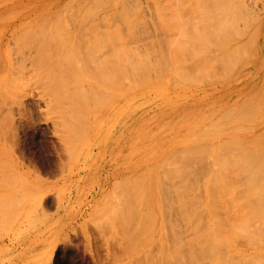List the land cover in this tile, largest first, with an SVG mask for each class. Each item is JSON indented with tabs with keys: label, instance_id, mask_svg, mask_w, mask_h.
Instances as JSON below:
<instances>
[{
	"label": "rangeland",
	"instance_id": "374dc122",
	"mask_svg": "<svg viewBox=\"0 0 264 264\" xmlns=\"http://www.w3.org/2000/svg\"><path fill=\"white\" fill-rule=\"evenodd\" d=\"M75 1L78 3H76ZM104 1H106V3ZM120 1L123 2L119 3V0H117L116 2L115 0H110L108 2L107 0H0V264H194V262L192 261V263H189V261L192 259L190 257H193L191 256L192 254L189 253L191 252L189 246L192 245L194 247L195 242L199 241L197 239L198 237L200 238L202 234L200 231L204 232L202 235L204 236V234L207 235V231L209 230H201L204 229V225H202V228L197 231L195 227L197 223L193 224L190 221V218L191 220H193V217L195 218L193 222H196V220L201 217L200 222L199 220H197L199 225H201L202 222V224H205V228H209V226L210 228H213L211 229L213 231H209V233H216L219 228L223 229L224 227H226L225 230H227L225 232L224 230L219 229L221 234L218 235L219 231L218 234H214V236L217 235V238L218 236L222 235L220 237L221 240L218 239V241H216L219 242L216 243L218 248L214 247L215 242L208 243L209 241H206L205 237H203L205 240L202 237L200 238L201 241L202 239L204 240L200 243L201 246L203 243V245L205 246L206 242L210 245L212 243V247H209V245H207L209 248H215L216 250L219 249L220 246L221 247L219 249L220 252L218 250H213V255L208 257L207 255L211 254L209 252H212L209 249V254H205L207 257L206 258L204 256L205 251L203 249L206 250L207 246H205L206 248L202 246L203 248L201 247L202 249H199L200 251L197 250V252L199 251V256L204 252V258L202 255L201 257H199L200 259L203 258L202 260L198 258V254L196 253L195 249L192 248L195 255L197 256L196 257L193 253L194 257H196L194 258L195 264H211L212 257L214 261V259L216 258L215 256H217L218 258L222 255V253L223 255L220 257V259L215 260V264H217L216 262L218 261V264H220V261L221 264H229V261L232 264L234 262L236 263V260L238 259L239 262H237L243 264V259L240 261L239 258V251L241 250L245 255L244 264H248L249 261L251 264H264V232L262 231L264 230V219H262V221L260 222V224H262L259 225V228H257L258 232L261 229V236L257 238V235V239L255 238V236L251 238L248 234H245L246 229L248 228V224L246 225L247 228L245 226V228L242 227V231L247 237V239L245 237L246 240H243L242 245H239V235H231V232H229L228 230L230 227H232V230L230 228V231H232V233L234 231V233L237 234L236 228L239 226L238 220H240V218L243 219L244 217H246L247 219V217H249L247 215V211L252 214L254 213V210H257V213H259V215L264 214L262 210L264 208H260V206H258L261 205L259 203L261 196L264 200V196L261 194L264 189H260L261 184L262 187L264 186V181H262L260 185H257L260 187L259 189L256 186L258 190H255V195H253L252 193L253 190H251V192L250 190H248L250 189V186L254 185V181H256V178L258 177V175H260V173L262 174L260 176H264V148H261L264 147V114H262L264 113V49L256 46L254 49L255 55L253 58L251 57L250 61H247L245 57L240 60L243 55V46L238 40L231 39L228 44L233 53L228 56L226 53L227 59L225 58L224 63V59L218 62L217 60H215V58H213L216 56L220 57L223 54L220 55V52V54L218 53L217 55V52H215V50H211L212 47L213 49H217L220 46V41L222 38H219V42L218 39L215 40L219 36L238 38L241 37L240 34H242V39L244 38L245 40L248 39V34H250V36L258 34L259 37H261L260 42L264 44V0ZM92 2H98L100 6H98L97 4L96 7V4L93 5ZM174 3H178V5ZM120 4L121 6L119 9ZM127 4L129 5L128 8L126 7L128 6ZM89 5L92 8H90ZM123 6H125L128 11L131 9V13L127 11V14L134 15L131 17H129L128 15L129 18H127L129 19V22L127 21L128 19L124 18V20H126L128 23L126 25L127 29H125L124 27L126 22L125 24L124 22H121L122 19L120 18L122 16H119L118 14L119 12L123 11ZM87 11L89 12L87 13ZM125 11L126 10H124V14ZM91 13L93 14V16L91 15ZM180 13L182 14L181 16L179 15ZM178 15L181 18L183 16V20L181 21H184L183 23L185 24H187L186 22H188L187 27L190 26L189 28H191L194 23H196L197 25L201 24V27L203 26V24L206 25L204 28L208 29L206 30L208 34L205 32V30L203 32L206 35L211 36V40L210 37L208 38V36H206L210 43L214 42V44H216V41L218 42L216 46L213 45L211 49L209 48V50L207 49L209 45H207L208 47L206 46L207 48L204 47L205 54L207 50L208 52H212V54L207 53V55L209 54V58L211 57L210 60L214 59L212 61H217L218 63H220L218 64L217 62H214V64H212L213 66H211L209 65L210 62L208 61V64L207 60H205L206 64L209 65L208 67H213V69H206L207 67H204V70H210V75L207 71H204L207 74L205 73L203 75L196 73L197 71H202L203 69L197 70L201 68L199 67V65H201L200 63L202 62L197 63L199 61L195 59L197 55L195 52V58L193 57L194 55H192V53V57L189 58H192L198 65L194 64V61L192 62L193 64L190 63L192 59H185V57H188L185 55H187V52L189 51L185 50L186 53L185 55L183 54L184 59L186 60V62H189H181L184 64L183 67H181L182 65L180 64V61H178L182 59L183 56L179 58L176 57L178 54H180V51H178L179 49L177 50L178 52H175V54L177 53V55H168L174 53L175 50H173L172 47L176 49V47L174 46V41L176 42L178 40L180 42V39L177 38L182 37V35H180L181 31H176H179L184 27H181L179 30L176 29V31H174L175 29L172 25L173 27L171 28H173L174 30L171 31V22L168 23L171 20L170 18L173 19V17ZM179 18L176 19L179 20ZM166 20L169 21L167 22ZM178 20L176 21L178 22ZM101 21H106V25L105 22ZM130 21L131 23H133L131 24ZM174 21L175 20L173 19L172 23L176 25V21ZM165 22L170 25L169 27L167 26L168 28H165ZM94 23L95 25L92 26V24ZM183 23L180 22L181 26ZM221 23H223V28L226 27L225 29L221 28ZM97 24V31L95 29V32L91 31L97 26ZM113 24H119L118 26H123L122 28H120L121 26L117 27V29H123L120 31L121 33L124 32V35H126L124 36L125 40L122 39L124 40V47H129L131 50L130 51L127 48L129 50L128 52H130L129 54L131 55L129 57L126 56V62L128 61V59L131 60L133 58V61H131L133 63H136L133 64L128 61L132 69H127V67L125 68V75L131 81L126 77H124L123 79L126 83L124 84L129 91L124 90L125 88L121 91V94H125L121 95L122 98L121 100H119V102L121 103H117V96L119 92H117V95L114 94V98L106 94L105 90H101V93L99 84L102 83L100 82L102 80L99 79V77L103 74L101 70L102 63H100L101 65H99V67L98 63L100 60L96 59V54L99 53V49H96L95 51L97 52L94 51V54L88 52L87 50V48L91 47L92 42V46L95 44V40H93V38L97 39L98 36L102 33V36L105 34L108 36L105 35L103 38L102 36H99V40L97 39L96 45L94 46L95 48H102L104 44H107V40L111 41V35H116H110L113 29L112 26H114ZM90 25L93 28H91ZM134 25L138 27L136 28ZM199 25L197 26L198 28L200 27ZM131 26H133V28ZM176 26L178 28V24ZM253 26L254 31L252 30ZM86 27H88V29L90 30H87ZM193 27L197 28L196 25ZM130 28L132 30L128 31ZM169 28L170 30L168 31ZM195 28L194 30H191V32H197L199 30H196ZM117 29H113L114 33ZM119 29L117 32L118 35H121L119 33ZM185 29L183 30H185L186 32L188 28ZM137 30H140V34H138ZM64 31L68 33L65 35ZM78 31L80 32V34ZM126 32H129L128 35ZM188 32L190 31L188 30ZM77 33L78 35H76ZM82 34L86 35L83 36ZM133 34H135L136 36ZM185 35H187V33ZM76 36H80L78 38L82 37L83 39L85 37L86 40H83L81 38L83 40L82 43L78 41L79 44L77 45L75 44V42H77L78 40V38L77 40H75ZM166 36L168 37V39ZM90 37H92V41L89 39ZM105 37L109 39H105ZM195 37L199 38L196 35ZM202 37L203 35L201 33L200 38ZM206 37L203 40H206ZM100 38L102 39V41L106 40L107 42L105 41L106 43L101 42V44H99ZM114 38L113 39L116 40L115 42H118L120 40L119 37L118 40L116 39V37ZM139 38H141L142 40H139ZM183 38L181 39L183 40ZM185 38L187 39V37ZM190 38L191 37H189V39ZM199 39H196L197 41H199V43H196L194 47H198L196 45L199 44L200 46V44L202 43H200L201 40ZM127 41L133 43L128 44ZM189 41L193 43L194 40L192 41L191 39L188 40V42ZM44 42L47 44H44ZM89 42H91V44ZM169 42L173 44L172 47L171 43ZM182 42L183 41H181V43ZM205 42L207 43V40ZM119 43H121V41H119ZM181 43L180 46L182 45ZM192 43L191 45L188 43L190 47H192ZM202 45L203 43L201 44V46ZM154 46H156V49H154ZM169 46L172 50L169 48ZM240 46L242 51L240 50ZM74 47L78 50V53ZM151 47H153V49ZM41 48L44 51L45 55L42 52ZM105 48L103 47V49ZM131 48H137L136 51L133 50V53L136 52L137 54L131 53ZM146 48L147 51L145 50ZM150 48L152 51L150 50ZM179 48L181 49V47ZM204 48L202 47V49ZM199 49L202 50L201 47H199ZM40 50L42 53H40ZM182 50L184 51V48ZM200 50L196 51L200 56H202V54L198 52ZM239 50L241 52H239ZM75 52L77 54H75ZM101 52L102 51L100 50V55ZM128 52L126 55H129ZM46 53L52 54H48V56L46 55ZM161 53L165 54V58H163L164 54L161 55ZM238 53H240L241 55H237ZM138 55H141L140 57L142 59ZM166 55L169 56V58L171 57V59L173 60L174 58L178 59H176L174 61V64H172V60H170L168 57L166 58ZM211 55H213V57ZM160 56L162 57L160 58ZM223 57H225V54L223 55ZM157 58L161 60L156 61ZM203 58L205 59V57L203 56L201 57V60ZM85 59L86 62L88 60L90 62L93 61L92 64H94L95 67L90 62L86 63ZM198 59H200L199 56ZM136 60L138 61V63L136 62ZM226 60L227 62H233V64L226 63ZM239 60L240 63H242V66L240 63L236 65V61ZM244 60H246V63L244 62L243 64ZM140 61L141 63H143L141 64ZM148 61H150V63ZM152 61L153 63H156L154 64L155 66L151 65L153 64ZM159 62L160 64L162 63L161 65L163 68H161ZM163 62L166 66L163 65ZM175 62H179V65L181 66L179 67V65H177V63ZM148 63L149 66L153 68L148 67ZM185 63L190 66V69L188 68V66H185ZM175 64L177 68H180L181 73L183 71V74L180 73L182 78L184 77V74H187L188 70H191V65H196L195 68H197L198 66L197 69H192L193 71L191 70L193 72V75H195L193 76V78L195 77L194 80H192L193 78H191L192 74L191 76L190 74H188L192 82H189L190 79L188 77H185L187 78V80L184 78H180V80L178 77V72V74H174V71V73L171 74L173 71H170V66L172 68H175L173 67L175 66ZM260 64L262 65L260 66ZM214 65L217 66V68H215ZM227 65L228 67H226ZM144 66H147L150 70H148L147 67L145 69ZM220 66H222V68L225 66V69L219 68ZM258 66L260 67V70L257 69ZM133 67L135 68L134 70ZM138 67L142 71H140ZM142 67L144 70L142 69ZM164 67L166 68V70ZM185 67L187 69L186 71ZM232 67L233 69H231ZM136 68L139 70V75L138 73H136ZM183 68L184 70H182ZM78 69H80V71ZM81 70L83 71L81 72ZM134 71L136 73V76ZM191 71H188V73H191ZM143 72H145V75L147 72V75H142L144 74ZM205 75H207L208 77ZM131 76L133 79L131 78ZM156 76H158V78H156ZM135 77L140 83H138ZM96 78H98L100 81L96 80ZM162 81H164V84H167L164 85ZM133 84L135 86H133ZM101 87V89H104L103 83ZM256 88L259 90H257ZM258 93L260 94L258 95ZM259 96L261 99L259 98ZM110 98L113 100L110 101ZM105 99L107 101H105ZM244 100L247 102V105L249 103V106L253 103V106L250 107L254 108L253 111H245V109L249 108V106L246 108L243 107V103L246 104ZM252 100L255 101V104ZM242 101L243 103L241 104V106L240 103ZM260 103H263V106ZM256 104L258 107L254 106ZM240 106L244 108V112L242 111L243 108H241ZM231 107H233L232 109L234 110H230ZM225 110L231 111L232 113L231 114L230 112H228L229 114L227 118L230 119L232 115L235 113L237 114V112L240 116V112L242 115L240 117H242V119L240 117L238 118V115L236 116V114L233 115L234 121L233 118L232 123H230L231 119L230 122L227 121L226 126L222 130L223 125H225L223 121L226 122V120H229L226 117L224 120V114L222 112H225ZM214 112L216 113L214 114ZM250 112L254 113V116H252ZM248 113H250V115H248ZM220 114H223L222 118ZM243 114L246 116H244ZM219 115L221 119L216 118ZM229 115L231 117H229ZM251 116L253 119H251ZM257 116L261 118H258ZM243 117H249L251 121ZM214 119L219 121L214 122L215 124L217 123L215 127V124L212 123ZM253 120L254 122H252ZM210 122L211 124H209ZM220 122H222L220 124L221 126L219 125ZM232 124L234 126L242 124L240 126H243V128L238 127L241 130L232 129ZM248 124L251 126L247 127L246 125ZM218 125L221 127V133L219 132L220 130L217 132L215 131L217 128H220ZM208 126H212L210 127L211 129L207 130L209 128ZM246 127L249 128L247 129V131L244 130L246 129ZM203 128H206V130L203 131L204 135L202 134L203 136H199L198 134H201ZM229 128H231V130ZM206 131H209L210 133L215 132V134L209 135V133L207 132V135ZM194 133L197 135V137L194 136ZM259 135L260 137H258ZM189 136H191V138ZM236 137H240V139ZM246 139L253 141L250 142L248 140L249 142H246ZM207 140L208 142H211L207 144ZM258 142L260 143V147ZM191 143L194 145V148L198 144L203 148L202 149L199 147L200 149H202V153L204 155L206 153L205 156L201 155V151L199 152L200 149L196 147L198 149V153L196 152L197 150L194 151V153L196 152V155L192 152L191 153L196 158L200 155L201 156L200 158H197L198 160L195 157H191L193 159L195 158V160L197 161L196 163L195 160L191 159L193 161L192 167L190 164L189 166L187 164L189 159L187 161V159L185 160V158L182 157L184 156L183 154L189 151V146L191 145ZM225 145H227V147ZM255 146H258L260 149L257 147L256 150ZM226 148H232L231 151H234L231 152L229 150V152ZM185 149L187 150L185 151ZM203 150L205 153L203 152ZM226 150L227 152H225ZM247 150L248 152L245 153ZM260 151L261 153H263V155L261 154V156L259 155ZM238 152L243 153L241 154ZM229 153H233L234 157ZM234 153H237L238 155L235 156ZM255 153L258 155H256ZM186 154H188V152ZM215 154H218L219 156L223 155L222 157L220 156L218 158L224 157V159L218 160V155ZM229 155L233 159L229 158ZM241 155H243L244 158L242 156L241 159ZM254 155L257 156L256 160L254 159ZM174 156L176 157V159ZM202 156L204 158H202L203 161L200 163ZM226 157L231 160H234V158L236 160L241 159V162L234 160L236 163H233L232 161V164L233 167L235 166L234 164H239L237 165V167L239 166V168L240 165H243L242 167L244 168H241L242 170H244L245 168L246 170H248L249 168L252 169L253 165L254 168H257V163L259 161L258 164L260 167H258L257 176H255L254 179H251V177L253 178V176L256 175V172H254L253 175V170L255 171L254 168L253 170L248 171L251 177L246 170H241V172L235 167L234 169L232 167L229 168V163L231 161L228 160L229 162L227 164V161H225V159L227 160L228 158ZM258 157H261L263 159ZM209 158L211 160H214L211 161ZM215 159H217L218 161L216 160V162ZM260 159L261 162L263 161L262 163L260 162ZM182 163L184 167L182 166V169L181 167L178 168V165L181 166ZM202 163L206 165L207 170L205 166L201 165ZM216 163L219 167L223 165V169L221 167H218L219 171L220 169H225L224 171H226L229 168V172H225L227 175L223 173L225 175L224 176L222 173H220L224 171H220V174H218L217 167H215ZM202 166L206 171L202 169ZM208 166H210L209 170ZM186 169L193 170L192 173L195 172L194 175L192 173L191 175L190 172H188ZM201 169L203 170V173ZM176 170L179 172H177ZM204 171L209 174L206 175ZM175 172H177V174L179 175H177ZM230 172H234L233 175H236L234 178H237L239 180L238 181L236 179L237 181L235 180V184H233L235 182L234 180L231 181L233 179V175H231ZM245 172L248 175H246ZM216 173L219 175L220 179ZM183 174H185V176ZM238 174L241 176L238 177ZM171 176L173 177L171 178ZM216 176L218 178H216ZM226 176H229L228 180L230 182H228ZM209 177L211 179L213 177L214 179L211 180ZM241 177H243V179L245 180H241ZM247 177H249L250 179ZM190 178H193L195 180H193V184H195L193 185V187L195 188L193 189V187L191 186V189H193L192 191L194 192H192L191 189L189 191V186L187 187L189 183H192ZM246 178L249 180V182H247V184L242 183V181L245 182L247 180ZM263 178L264 177H262L261 179ZM209 179L212 182H217V185L215 183H213L212 185V182L211 184H208V182H210ZM215 179H219V181H221L218 182ZM158 183H162L161 186H158ZM223 183L224 186L221 185ZM251 183L253 184L251 185ZM169 184H173V186L174 184H176V186L180 185L181 187L178 186L176 189V186H174V191H172L173 186L171 189V187H168ZM200 184H202L203 187ZM237 184L241 187H239ZM220 185L222 187H220ZM234 185L237 187L234 189H229L230 187H234ZM210 186L220 187H215L214 190L216 189V192L213 191L217 194H220L219 197L218 195H216V197H212L213 199L216 198L214 200L215 205L217 204V206H215L217 207L216 209L219 208V204L220 206H223L224 204H228L227 202L231 201L228 205L220 207L221 209L224 207L226 209H222L221 211V209L219 208L218 211L213 207L214 205H211V202H209V200L212 201L213 199L208 200V198H211L210 195H212L210 193L212 190H210ZM197 187L199 188L197 189ZM179 188H182L181 192L179 191ZM226 188L228 189L226 190ZM244 188H246V192L249 191L248 195H246ZM201 189H204V191L206 190V194L208 193L210 197L206 196V194H204L205 192L203 190L201 191ZM218 189L221 190L220 192L222 194ZM238 189L239 193L237 192ZM241 190L244 191L241 192ZM200 191L202 192L201 194L198 193ZM258 191L260 195H258ZM190 192H192V194L195 193L196 195H201V197L199 195L197 196L198 199H196L197 197H195L194 199L198 200V202L202 201V207H204L207 203L210 204H207L205 206H208V211L207 208H202V212H205L204 217L206 216V218H202V214L200 216L198 212L195 214H198V217L194 215L196 207L197 211L199 208L201 210V206L197 205L201 203H197L193 199V196H195V194H193L192 196ZM230 192L232 196L230 195ZM236 192L239 196L234 195V193L236 194ZM240 193L242 195L245 193V198L243 196L240 197ZM228 194L229 196H227ZM259 196L260 198L257 199L256 197ZM189 198L191 200L193 199L192 201H195V203H197V206L189 207V210L191 209L193 212H191L190 214L194 216L190 217V215L187 214V216H189L190 218L188 217L186 219L185 217L187 216H185L184 213L188 212V210L185 211V209L188 208L184 204H186L185 202ZM221 198H223V200ZM237 198H240L241 200H238ZM172 199L175 205L172 203ZM218 200L221 201V203ZM248 200L252 201V204L250 203L252 206H249L250 208L248 207ZM263 200L261 199V201L263 202L262 205L264 204ZM216 201L219 202V204ZM188 202L190 201L188 200ZM188 202L186 205H195L194 202ZM243 202L244 204L246 202L247 206L246 204H242ZM253 202H255L256 205L257 203H259L257 207L260 209V212L262 211L261 213L259 212L258 208H254L256 205ZM222 203L223 205H221ZM234 204L236 205L234 206ZM177 205L180 208H177ZM180 205H182V208ZM171 207L176 208L172 209ZM211 209L216 211V214L220 212L215 216L218 218L220 215L221 218H218V220L213 219L215 217H213L215 213H213L214 211L211 212ZM223 210L227 211V213L229 212L232 216L230 214L227 216L226 212H223ZM244 210H247V213ZM206 212L208 213L206 214ZM243 212L246 215H241ZM210 213H212V215ZM221 213L222 215L223 213H225V215L221 216ZM235 213L236 215L234 216ZM238 214L241 216H239ZM254 214L249 215L253 218L255 216ZM179 215L181 216L180 218ZM207 215L209 216L208 218H211L207 219ZM182 216H184V218ZM235 218H237V220ZM261 218L256 217L254 220L257 219V221H259ZM202 219H206L208 221L205 223L204 221H202ZM210 220L212 223L209 222ZM213 220L214 222H216V224L217 221H219L218 224L221 225L223 224L220 223V220H222L223 223H228V220H230V223H226L227 225L224 224L226 226L223 225V228H221L222 226H219L217 224L219 228H215L213 227V225L215 224ZM251 220L253 221V223L257 222L253 219H249V224ZM179 221L181 222L180 225ZM188 222L193 224L194 227L193 225L192 227L195 229H192L191 231V229H189L191 228V225L189 224L188 227ZM245 222L248 223V221H243L242 223L244 224ZM207 223L209 224V226ZM232 224H235L236 228L231 226ZM214 228L217 231H214ZM243 228L245 229V232ZM175 229H178V231L181 233H179ZM195 230L198 233H201L200 236L197 235L196 237V235H192L193 238H190L191 234ZM196 231L194 233L198 234ZM237 231H239V229ZM174 232L177 233L176 236L174 235ZM181 234L184 237H181ZM226 236L227 240L228 238L231 239V236L233 237L231 240L229 239V241H227V243L231 241L230 243L224 245V243L226 244V240H224L226 239ZM236 237L238 238V240H236ZM252 239L253 241H251ZM190 240H192L191 242L194 241V244H188L187 242H190ZM198 243L195 244V247L198 245ZM186 248L188 249L190 257H188L189 254L187 253ZM198 248L199 247H197V249ZM181 250L183 251L181 252ZM217 252L218 255L216 254ZM219 253H221L220 256ZM229 256H232V258L234 257L232 261ZM175 258H177L176 260H178V262H176ZM186 258H188L189 261H186ZM228 258L229 261L227 260ZM261 259L263 263L260 262ZM196 260H200L201 262L197 261V263Z\"/></svg>",
	"mask_w": 264,
	"mask_h": 264
},
{
	"label": "bare ground",
	"instance_id": "6f19581e",
	"mask_svg": "<svg viewBox=\"0 0 264 264\" xmlns=\"http://www.w3.org/2000/svg\"><path fill=\"white\" fill-rule=\"evenodd\" d=\"M108 1H110V0H107V2H108ZM111 1H112V0H111ZM116 1H117V0H115V2H116ZM126 1H127V0H126ZM75 2H76V1H75ZM104 2L106 3V1H104ZM122 2H123V1H120V0H119V3H122ZM76 3H78V2H76ZM113 3H114V2H113ZM124 3H125V2H124ZM126 3H127V2H126ZM128 3H129V2H128ZM90 4H91V3H90ZM92 4H93V5L96 4V7H97L98 2H94V3L92 2ZM107 4H108V3H107ZM174 4H176V3H174ZM174 4H173V5H174ZM127 5H128V4H127ZM176 5H178V3H177ZM89 6H90V5H89ZM98 6H100V5L98 4ZM111 6H112V5H111ZM120 6H121V4L119 5V9H120ZM87 7H88V6H87ZM109 7H110V4H109ZM126 7L128 8L129 5L126 6ZM126 7H125V6L122 7V8H123V11H122L123 13H122V12H119V13H118L119 16H120V15L122 16L121 18L119 17V18L122 19V20H124V18H125V19H128L129 17L134 16V15H132V14H127L128 12L131 13V12H130L131 9L128 11ZM90 8H92V7L90 6ZM124 8H125V9H124ZM94 9H96V8H94ZM94 9H93V10H94ZM87 10H88V9H87ZM106 10H108V9H106ZM124 10H126V11H125V14H124ZM132 10H133V9H132ZM89 11H90V10H89ZM89 11H87V13H88ZM127 11H128V12H127ZM92 12H93V11H92ZM94 12H95V11H94ZM126 12H127V13H126ZM122 14L124 15V17H123ZM91 15L93 16L92 13H91ZM95 15H96V14H95ZM128 15H129V17H128ZM179 15L181 16L182 14L180 13ZM179 15L173 17V19H174L175 21L178 20V19H176V18H179V17H180ZM125 16H126V17H125ZM104 17H105V16H104ZM127 17H128V18H127ZM134 18H135V17H134ZM134 18H133V20H134ZM86 19H87V18H86ZM94 19H95V18H94ZM98 19H99V18H98ZM98 19H96V20H98ZM112 19H113V18H112ZM114 19H115V18H114ZM170 19L173 21L172 18H170ZM103 20H104V19H103ZM105 20H106V19H105ZM122 20H121V22H124V24H125V22H126V24H125L124 27H125V29H127V28H126V25L128 24L127 21L129 22V19H128L127 21H126V20L122 21ZM171 20H170V21H169V20H166L167 22L169 21L168 23L171 22V23H170L171 26L168 25V24L165 22V23H166L165 28H166L167 26H168V27L170 26V28L174 26V29H175V30H174L173 28H171V31H172V30L176 31V29L179 30L181 27H184V28H181L179 31H176V32H180V31H181L180 35H182V37H180V35H179L180 38H177V39H180V42H179L177 39H176V40H177L176 42L174 41V44H175L174 46L176 47V49H174V47H172L173 44H172L171 42H169V43H171V47H172L173 50H175V51H174L173 54H168V55H170V56H175V55H177V53L175 54V52L180 51V52H179L180 54H178L179 56L177 55L176 57L179 58V57L183 56L182 59L178 60V61H180V64H181L182 66L179 65V62H178V63L175 62V63H177V65H179V67H180V66L183 67V65H184L183 63L186 62V60H188V59L191 60V59H192V58H191V59L189 58V57H192V56H191V53H192V55H194V54L196 53V54H197V55L195 54V55H196V58H195V55H194L193 57L199 61V62H197V63L202 62V63H200L201 65H199V67H201V68H200V69H197L198 66H197V68H195L196 65H198V64L192 59V61H190V63H192V62L194 61V64H196V65H194V66L191 65V66H192L191 70H192V69H193V70H194V69H197V70H201V69H203L202 71H197V72H196V73H198V74H200V75H201V74H202V75L205 74L206 72H204V71H207L208 74H209V71H210V70L208 71V70H206V69H209V68H210V69H213V67H211V66H213L212 64H214V62H217V61H218V62H219V61H222L223 59H224V60H223V63H224V62H225V58L227 59V56L230 55L231 53H233V51L230 49L229 44H228L229 41H230L231 39H236V40H238V41L242 44V46H243V51L241 50V46H240V50L243 52V53H242V54H243L242 57H241V58L239 57L240 60H242V58L245 57V59H246L247 61H250L251 57L253 58L254 55H255L254 49H255L256 46H257V47H260V48H262V49H264V44H262V43L260 42L261 37H259L258 34H256V35H251V36H250V34H248V39H245V40H244V38L242 39V37H243L242 34H240L241 37H238V38H236V37H225V36L223 37V36H219V37H217L215 40L218 39V42H219V41H220L219 38H220V37L222 38L221 41H220V46H219L217 49H213L212 46H213V45L216 46V44H217L218 42L216 41V44H214V42H213V43H210V41L208 40V38L210 37V40H211V36H208V35H206V34L203 32L204 30H205V32H206V30H208L207 28H204L206 25L203 24V26L201 27V24H200V25L198 24V25L200 26V27L198 28V27H197L198 25H197L196 23H194V24L196 25L197 28L193 27V26H195L194 24L192 25L193 29H192V27L189 28L190 26L187 27L188 22H186L187 24H185V23H183L184 21H183V22L181 21V20H183V16H182V18H181V17L179 18L178 22H177V21H176V22L174 21V22L176 23V25L178 24V28H177V26L174 25V24L172 23ZM94 21H95V20H94ZM94 21H92V22H94ZM112 21H114V20H112ZM117 21H118V18H117ZM179 21H180L181 23H183L182 26H181V24H180ZM185 21H186V20H185ZM101 22H105V25H106V21H101ZM86 23H87V22H86ZM117 23H118V22H117ZM130 23H131V21H130ZM132 23H133V22H132ZM132 23H131V24H132ZM137 23H138V22H137ZM119 24H120V23H119ZM119 24H116V25L113 24L114 26H112V28H113V29H115V28L117 29V27H120V26H121V25L118 26ZM124 24H123V25H124ZM134 24H135V21H134ZM81 25H82V24H81ZM93 25H95V23L92 24V26H93ZM172 25H173V26H172ZM179 25H180V26H179ZM185 25H186V26H185ZM221 25H222L221 28H223V23H221ZM257 25H258V24H257ZM83 26H84V25H83ZM90 26H91V25H90ZM92 26H91V28H93ZM115 26H116V27H115ZM134 26H135V25H134ZM138 26H139V24H138ZM138 26H137V27H138ZM175 26H176V27H175ZM254 26H255V25H254ZM254 26H253L252 30L254 29ZM88 27H89V26H88ZM88 27H86L87 30H90V29H88ZM114 27H115V28H114ZM122 27H123V26H121L120 28H122ZM131 27L133 28V26H131ZM135 27H136V26H135ZM135 27H134V28H135ZM137 27H136V28H137ZM168 27H167V28H168ZM41 28H42V27H41ZM89 28H90V27H89ZM96 28L98 29V24H97V26H96L95 28H93L91 31H94V29L97 31ZM110 28H111V27H110ZM170 28L168 29V31L170 30ZM185 28H188V30H189L190 32H188V30L185 32V30H186ZM194 28H195L196 30H197V29H199V30H198L197 32H196V31L191 32V30H194ZM225 28H226V27H224L223 29H225ZM259 28H260V27H259ZM113 29H112V32L110 31V32H111L110 35H111V34H114V35L116 34V35H117V36H116V35H115V36H112V35H111L112 38L109 36L110 39H112L113 41H112V40H111V41H110V40H107L108 42L110 41V42L108 43V42L105 40L107 37H105V39H103V40H105V41L107 42V44H104L105 46L103 45L102 48L100 47L101 49H100V48H97V47L95 48L94 46L96 45L97 39L99 38V36H102V34H103V33H102V34L99 35V36L97 35V36H98L97 39H94V38H93V40H95V41H94L95 44H94L93 46H92L93 42H92V44H91V42H89V43L91 44V47L87 48V50H88V52H91L92 54H94L95 52H97V51H95V50H96V49H97V50L99 49V53L96 54V55H97V56H96V59L100 60L99 63H98V66L101 65L100 63H102V65H101L102 69H101V70H102L103 74L101 73V74H102L101 76H100V74H99V76H100L99 79H101L102 81H100L98 78H96V80H99V81L102 82L103 85H104V89H101V88L103 87V86L101 87L102 83L99 84V86H100V91H101V90H103V91L105 90L106 94H108L110 97L112 96V98H114V97H113V96H115L114 94L117 95V92H119V93H118V96H117V98H118V99H117V103H121V102H119V100H121V98H122L121 95H125V94H121V93H122L121 91H122L124 88H125L124 90H128V89L126 88V86H125L126 83H125L124 80H123L124 77H126L127 79H129V78L125 75V74H126V73H125V71H126L125 68L127 67V69H128V68H129V69H132V67H131V65L128 63V61L131 62V63H133V62H132V61H133V60H132L133 58L131 59L132 61H131L130 59H128V61L126 62V56L129 57L131 54H129L130 52H128V51L130 50V48L127 47L128 45H127L126 47H127L129 50H128L127 48H125V47H124L125 45L123 44V41L125 40V39H124V36H126V35H124V32H122V33H123V35H122V33H121V31H120V30H123V29H119V28H118L119 31H120L119 33H120L122 36H121V35H118V32H117L118 29L115 30V33H114ZM125 29H124V30H125ZM183 29H185V30H183ZM42 30H43V29H42ZM81 30H82V28H81ZM81 30H79V31H81ZM130 30H132V29L130 28L128 31H130ZM133 30H134V29H133ZM79 31H78V32H79ZM137 31H138V34H140V33H139L140 30H137ZM253 31H254V30H253ZM253 31H252V32H253ZM64 32H65V31H64ZM88 32H89V31H88ZM88 32H87V33H88ZM94 32H95V31H94ZM105 32H106V31H105ZM105 32H104V33H105ZM108 32H109V31H108ZM131 32H132V31H131ZM133 32H134V31H133ZM195 32H196V34H195ZM198 32H199V33H198ZM256 32H258V31H256ZM67 33H68V32H67ZM67 33L65 32V35H66ZM126 33H127V32H126ZM128 33H129V32H128ZM128 33H127V35H128ZM135 33H136V32H135ZM183 33H185V34L187 33V35H185V34H183ZM191 33H192V35H191ZM201 33H202L203 37H204V36H205V37L208 36V38L206 37V38H207V39H206V40H207V43L205 42L206 40H203L205 37H204V38H203V37L200 38ZM206 33H207V32H206ZM79 34H80V32H79ZM96 34H97V33H96ZM194 34H195L196 36H198L200 39H199V38H196ZM204 34H205V35H204ZM207 34H208V33H207ZM76 35H78V33H77ZM82 35H83V34H82ZM82 35H80V36H82ZM84 35H86V34H84ZM84 35H83V36H84ZM87 35H89V34H87ZM93 35H94V34H93ZM105 35H106V34H105ZM105 35H103L102 38H103ZM133 35H135V34H133ZM160 35H161V34H160ZM183 35H184V38L187 37L188 40H191V39H192V41L194 40L193 43H192L191 41L188 42V40H187L186 38H185V41H184ZM199 35H200V36H199ZM63 36H64V34H63ZM80 36H78V37H80ZM106 36H108V35H106ZM130 36H131V35H130ZM135 36H136V35H135ZM138 36H139V35H138ZM138 36H137V37H138ZM78 37L76 36L75 40H77ZM88 37H89V36H88ZM88 37H87V38H88ZM114 37H116L117 40H118V37H119V38H120L119 41H121V43H119V41H118V42H115L116 40H114V39H115ZM121 37H122V38H121ZM166 37H167V36H166ZM166 37H165V38H166ZM189 37H191V38L189 39ZM193 37H194V39H193ZM214 37H215V36H214ZM81 38H82V37H81ZM81 38H78V40H77V42H75V44L78 45L79 42L82 43V41L85 39V37H84V39L82 38L83 40H82ZM91 38H92V37H90L89 39L91 40ZM113 38H114V39H113ZM134 38H135V37H134ZM169 38H170V37H169ZM181 38H183V40H182ZM40 39H41V38H40ZM89 39H88V40H89ZM107 39H109V38H107ZM122 39H124V40H122ZM140 39H141V38H139V40H140ZM160 39H161V38H160ZM162 39H163V38H162ZM167 39H168V37H167ZM196 39L201 40L200 43L202 42L204 46H203V45L201 46V44H202V43H201L200 46H199V44H197L196 46H198V47H194L196 43H199V41H197ZM212 39H213V38H212ZM64 40H67V39H64ZM75 40H74V41H75ZM85 40H86V39H85ZM98 40H99V39H98ZM131 40H132V39H131ZM131 40H128V41H131ZM139 40H138V41H139ZM141 40H142V39H141ZM144 40H145V38H144ZM158 40H159V38H158ZM173 40H174V39H173ZM173 40H171V41H173ZM195 40H196V41H195ZM202 40H203V41H202ZM78 41H79V42H78ZM91 41H92V40H91ZM105 41H102V39L100 38V42H99V41H98V42H99V44H101V42H105ZM128 41H127L128 44H129V43H133V42H128ZM132 41H133V40H132ZM138 41H137V43H138ZM155 41H156V40H155ZM161 41H162V40H161ZM167 41H168V40H167ZM181 41H183V42L181 43ZM186 41H187V42H186ZM208 41H209V42H208ZM212 41H213V40H212ZM106 42H105V43H106ZM113 42H114V43H113ZM159 42H160V40H159ZM159 42H158V43H159ZM164 42H166V41H164ZM204 42H205V43H204ZM239 42H238V43H239ZM65 43H66V42H65ZM86 43H87V42H86ZM110 43H111V44H110ZM180 43L182 44L181 46H180ZM188 43H189L190 45H191V43H192V44H193L192 47H190V45H189ZM208 43H210L211 45L208 44ZM240 43H239V44H240ZM41 44H43V43H41ZM44 44H47V43L44 42ZM109 44H110V45H109ZM134 44H135V43H134ZM153 44H155V43H153ZM153 44H152V46H153ZM163 44H165V43H163ZM176 44H177L178 48H177ZM183 44H184V45H183ZM205 44H206V45H205ZM241 44H240V45H241ZM106 45H108V46H106ZM136 45H137V44H136ZM207 45H209V47H208ZM74 46H76V45H74ZM98 46H99V45H98ZM160 46H161V45H160ZM186 46H187L188 48H187ZM206 46H207L208 48H207ZM40 47H41V45H40ZM103 47H104V48L107 47V48L103 49ZM133 47H134V46H133ZM154 47H155L154 49H156V46H154ZM171 47L169 46L170 49H171ZM179 47H181V49H180ZM182 47L184 48V51L182 50V49H183ZM185 47H186V48H185ZM193 47H194V48H193ZM199 47H201V49H202V47H203V48L205 47V48H207L208 50H209V48L211 49V47H212L211 50H215V52H217V55H218V53L220 54V52H221L220 55H222V54L224 55V54H225V57H223V55L220 56V57L215 55L216 57H219V58L213 57V55H214V52H213V55H211V56H212L213 58H215V60H217V61H212V60H214V59L210 60L211 57L209 58V54H210V53L212 54V52H208V50L206 49L207 52H206V54H205V51H204L205 48L202 49V50H203V52H202V50H200ZM74 48H75V47H74ZM77 48H78V47H77ZM148 48H149V47H148ZM151 48L153 49V47H151ZM151 48H150V50H151ZM192 48H193L194 51L192 50ZM195 48H196V49H195ZM43 49H44V48H43ZM75 49H76V48H75ZM131 49H132V48H131ZM136 49H137V48H136ZM136 49H132V52H131V53H133V50L136 51ZM165 49H166V48H165ZM178 49H179V50H178ZM190 49H191V52H190ZM41 50H42V48H41ZM41 50H40V53H42V52L44 53V51L42 50V52H41ZM76 50H77V49H76ZM100 50L102 51V52H101V55H100ZM145 50L147 51V48H146ZM171 50H172V49H171ZM177 50H178V51H177ZM185 50H186V51L189 50V51L187 52V55H185V53H186ZM196 50H200V51H198V52H199L200 54H202V56H200V55L197 53ZM240 50H239V52H241ZM79 51H80V50H79ZM94 51H95V52H94ZM130 51H131V50H130ZM151 51H152V50H151ZM127 52H128L129 55H126ZM138 52H139V51H138ZM149 52H150V51H149ZM154 52H155V51H154ZM154 52H153V53H154ZM156 52H157V51H156ZM194 52H195V53H194ZM201 52H202V53H201ZM77 53H78V50H77ZM77 53L75 52V54H77ZM91 53H90V54H91ZM134 53H136V52H134ZM134 53H133V54H134ZM167 53H168V52H167ZM181 53H182V54H181ZM188 53H189L190 55H189ZM207 53H209V54L207 55ZM226 53H227V56H226ZM48 54H49V53H48ZM48 54L46 53V55H48ZM51 54H52V53H51ZM51 54H49V55H51ZM133 54H132V55H133ZM136 54H137V53H136ZM136 54H135V55H136ZM148 54H149V53H148ZM163 54H164V53H163ZM163 54L161 53V55H163ZM165 54H166V51H165ZM165 54H164L163 58H165ZM183 54H184L185 56H188V57H185L186 60L184 59V55H183ZM203 54H204V55H203ZM239 54H240V53H238L237 55H239ZM44 55H45V53H44ZM44 55H43V56H44ZM49 55H48V56H49ZM240 55H241V54H240ZM240 55H239V56H240ZM76 56H77V55H76ZM81 56H82V54H81ZM81 56H79V57H81ZM133 56H134V55H133ZM138 56L140 57L141 55H138ZM198 56H199L200 59H198ZM203 56L205 57V59L203 58V59L201 60V57H203ZM259 56H260V55H259ZM41 57H42V56H41ZM41 57H40V58H41ZM45 57H46V56H45ZM45 57H43V58H45ZM66 57H67V56H66ZM131 57H132V56H131ZM134 57H135V56H134ZM139 57H137V58H139ZM161 57H162V56H160V58H161ZM167 57L169 58V56L166 55V58H167ZM207 57H208V58H207ZM92 58H93V57H92ZM140 58H141V57H140ZM153 58H154V57H153ZM163 58H162V60H163ZM173 58H174V57H173ZM178 58H174V60H173V59H171V57H170L169 59L172 60L171 63L173 62L172 64H174V61H175L176 59H178ZM221 58H222V59H221ZM47 59H48V58H47ZM81 59H82V58H81ZM83 59H84V57H83ZM83 59H82V60H83ZM141 59H142V58H141ZM146 59H147V58H146ZM150 59H151V58H150ZM155 59H156V58H155ZM169 59H168V60H169ZM219 59H221V60H219ZM236 59H238V58H236ZM68 60H69V59H68ZM90 60H91V59H90ZM98 60H97V62H98ZM138 60H139V59H138ZM143 60H144V59H143ZM160 60H161V59H160ZM160 60L157 58L156 61H160ZM166 60H167V59H166ZM170 60H169V61H170ZM181 60H185V61H181ZM197 60H196V61H197ZM205 60H207V62H208V61L210 62V64H209V62H208V64L211 65L210 67H208L209 65L206 64V61H205ZM240 60H239V61H236V65H237L238 63H240ZM246 60L243 61V64H244V62H245ZM255 60H256V59H255ZM91 61H92V60H91ZM134 61H135V59H134ZM141 61H142V60H141ZM141 61H140V63H141ZM146 61H147V60H146ZM146 61H145V62H146ZM211 61H212V62H211ZM43 62H44V61H43ZM85 62H86V59H85ZM89 62H90V61L88 60L86 63H89ZM136 62L138 63L137 60H136ZM148 62L150 63V61H148ZM181 62H183V63H181ZM187 62H189V61H187ZM187 62H186V63H187ZM203 62H205V63H203ZM218 62H217V63H218ZM81 63H82V62H81ZM90 63L92 64L93 61L90 62ZM127 63H128V65H130V66H128ZM134 63H135V62H134ZM134 63H133V64H134ZM142 63H143V62H142ZM142 63H141V64H142ZM149 63H148V67H151V66H149ZM152 63H153V61H152ZM186 63H185V66H188ZM226 63L233 64V62H227V60H226ZM226 63H225V64H226ZM245 63H246V62H245ZM261 63H262V62H261ZM125 64H126V65H125ZM135 64H136V63H135ZM154 64H156V63L154 62V63L151 64V65L153 66ZM159 64H160V62H159ZM161 64H162V63H161ZM161 64H160V66H161V68H163ZM192 64H193V63H192ZM205 64H206L207 66H206ZM215 64H216V63H215ZM218 64H220V63H218ZM218 64H217V65H218ZM221 64H222V63H221ZM240 64H241V66H242V63H240ZM79 65H81V64H79ZM83 65H84V64H83ZM87 65H88V64H87ZM92 65H94V64H92ZM92 65H89V66H92ZM143 65H144V64H143ZM163 65H164V62H163ZM169 65H170V64H169ZM223 65H224V64H223ZM261 65H262V64H260V66H261ZM45 66H47V65H45ZM51 66H52V65H51ZM89 66H88V67H89ZM134 66H135V65H134ZM137 66H138V65H137ZM139 66H140V64H139ZM154 66H155V65H154ZM156 66H157V65H156ZM164 66H166V65H164ZM214 66H215V65H214ZM218 66H219V65H218ZM229 66H230V65H229ZM233 66H234V65H233ZM73 67H74V66H73ZM81 67H82V66H81ZM86 67H87V66H86ZM94 67H95V65H94ZM96 67H97V65H96ZM99 67H100V66H99ZM130 67H131V68H130ZM146 67H147V66H146ZM146 67L144 66L145 69H146ZM148 67H147V69H148ZM167 67H168V62H167ZM173 67H175V68H172V67L170 66V68H171L170 71H171V72L173 71L171 74H173L174 71H175L174 74H178V73L180 74V73H181V72H180V68H177V67H176V64H175V66H173ZM202 67H203V68H202ZM204 67H205V68L207 67V68L204 70ZM226 67H228V65H227ZM234 67H235V66H234ZM76 68H77V67H76ZM83 68H84V67H83ZM140 68H141V67H140ZM151 68H153V67H151ZM164 68H165V67H164ZM188 68L190 69V66H188ZM215 68H217V66H215ZM215 68H214V69H215ZM219 68H222V66H220ZM223 68L225 69V66H224ZM223 68H222V69H223ZM93 69H94V68H93ZM134 69H135V68L133 67V70H134ZM136 69H137V68H136ZM138 69H139V67H138ZM138 69H137V72H136V73L139 72L140 69H139V70H138ZM142 69H143V67H142ZM156 69H157V68H156ZM158 69H159V68H158ZM167 69H169V68H167ZM173 69H176L177 71H176V70H173ZM178 69H179V70H178ZM231 69H233V67H232ZM237 69H238V68H237ZM257 69L260 70V67L258 66ZM78 70L80 71V69H78ZM143 70H144V69H143ZM148 70H150V69H148ZM152 70H153V69H152ZM160 70H161V69H160ZM163 70H164V69H163ZM165 70H166V68H165ZM182 70H184V68H183ZM182 70H181V71H182ZM186 70H187V69H186V67H185V71H186ZM191 70H188V71H191ZM193 70H192V71H193ZM65 71H66V70H65ZM75 71H76V70H75ZM82 71H83V70H81V72H82ZM96 71H97V70H96ZM129 71H130V70H129ZM131 71H132V70H131ZM140 71H142V70H140ZM146 71H147V70H146ZM153 71H154V70H153ZM170 71H168V72H170ZM185 71H184V72H185ZM188 71H187V74H184V77H183V78L186 79V80H187V78H185V77H188V78L190 79L191 74H192V77H191V78H193V76H195V75H193V72H192V71H191V73H190V72L188 73ZM195 71H196V70H195ZM72 72H73V71H72ZM77 72H78V71H77ZM98 72H99V71H98ZM147 72H148V71H147ZM147 72H146V75H147ZM162 72H163V71H162ZM177 72H178V73H177ZM201 72H204V73H201ZM75 73H76V72H75ZM96 73H97V72H96ZM134 73H135V71H134ZM136 73H135V76H136ZM143 73H144V74H142V75H145V72H143ZM150 73H151V72H150ZM154 73H155V72H154ZM160 73H161V72H160ZM93 74H94V73H93ZM179 74H178V77H179V79H180V78H182V77H181V74H183V71H182V73H181L180 75H179ZM188 74H190V76H189ZM206 74H207V73H206ZM210 74H211V73H210ZM210 74H209V75H210ZM81 75H82V74H81ZM97 75H98V74H97ZM138 75H139V73H138ZM138 75H137V76H138ZM146 75H145V76H146ZM151 75H152V74H151ZM154 75H155V74H154ZM159 75H160V74H159ZM162 75H163V74H162ZM263 75H264V74H263ZM129 76H130V75H129ZM163 76H164V75H163ZM174 76H177V75H174ZM182 76H183V75H182ZM205 76H207V75H205ZM80 77H81V76H80ZM97 77H98V76H97ZM148 77H149V76H148ZM164 77H165V76H164ZM171 77H172V76H171ZM203 77H204V76H203ZM207 77H208V76H207ZM207 77H205V78H207ZM261 77H263V76H261ZM131 78H132V76H131ZM143 78H144V77H143ZM146 78H147V77H146ZM156 78H158V76H156ZM183 78H182V79H183ZM194 78H195V77H194ZM194 78H193L192 80H194ZM197 78H198V76H197ZM80 79H81V78H80ZM132 79H133V78H132ZM135 79H136V77H135ZM262 79H263V78H262ZM129 80H130V79H129ZM136 80H137V79H136ZM150 80H151V78H150ZM170 80H172V79H170ZM175 80H176V78H175ZM180 80H181V79H180ZM192 80L190 79L189 82H192ZM199 80H200V78H199ZM201 80H202V79H201ZM263 80H264V79H263ZM125 81H126V80H125ZM127 81H128V80H127ZM130 81H131V80H130ZM130 81H129V82H130ZM137 81H138V80H137ZM143 81H144V80H143ZM173 81H174V80H173ZM255 81H257V80H255ZM255 81H254V82H255ZM97 82H98V81H97ZM132 82H133V81H132ZM132 82H131V84H132ZM135 82H136V81H135ZM141 82H142V81H141ZM162 82H163V84H164V81H162ZM178 82H179V81H178ZM259 82H260V81H259ZM259 82H258V83H259ZM124 83H125V84H124ZM136 83H137V82H136ZM138 83H140V82L138 81ZM146 83H147V81H146ZM148 83H149V80H148ZM150 83H151V82H150ZM168 83H169V81H168ZM183 83H184V81H183ZM260 83H261V82H260ZM158 84H160V83H158ZM166 84H167V83H166ZM166 84H164V85H166ZM261 84H262V83H261ZM136 85H137V84H136ZM142 85H143V84H142ZM142 85H141V86H142ZM152 85H153V84H152ZM155 85H157V84H155ZM161 85H162V84H161ZM174 85H176V84H174ZM185 85H186V84H185ZM124 86H125V87H124ZM133 86H135V85L133 84ZM263 86H264V85H263ZM149 87H150V86H149ZM134 88H135V87H134ZM98 89H99V88H98ZM156 89H158V88H156ZM256 89H257V88H256ZM256 89H255V90H256ZM257 90H259V89H257ZM128 91H129V90H128ZM158 91H159V90H158ZM163 91H164V90H163ZM166 91H167V90H166ZM105 92H104V93H105ZM124 92H126V91H124ZM255 92H256V91H255ZM259 92H260V91H259ZM261 92H262V91H261ZM101 93H102V91H101ZM256 93H257V92H256ZM263 93H264V92H263ZM250 94H251V93H250ZM259 94H260V93H258V95H259ZM261 94H262V93H261ZM131 95H132V94H131ZM104 96H105V95H104ZM109 96H108V98H109ZM120 96H121V97H120ZM261 96H262V95H261ZM119 97H120V98H119ZM126 97H127V96H126ZM249 97H250V96H249ZM249 97H247V98H249ZM104 98H105V97H104ZM247 98H246V99H247ZM250 98H251V97H250ZM259 98H260V96H259ZM106 99H107V98H106ZM106 99H105V101H107ZM110 99H111V98H110ZM260 99H261V98H260ZM108 100H109V99H108ZM112 100H113V99H111L110 101H112ZM125 100H127V99H125ZM248 100H250V99H248ZM244 101H245V100H244ZM252 101H253V100H252ZM130 102H131V101H130ZM245 102H246V101H245ZM248 102H249V101H248ZM253 102H254V104H255V101H253ZM258 102H259V101H258ZM127 103H128V102H127ZM141 103H142V102H141ZM141 103H140V104H141ZM242 103H243V101L240 103V105H241ZM250 103H251V102H250ZM256 103H257V102H256ZM252 104H253V103H252ZM252 104H250V106H249V103H248V105H247V102H246V104L243 103V107H244V108H246V107L249 106V108H246V109H245L246 112H249V110H250V111H253L254 108H253V107L250 108L251 106H253ZM260 104H261V103H260ZM262 104H263V103H262ZM262 104H261V105H262ZM126 105H127V104H126ZM246 105H247V106H246ZM119 106H120V105H119ZM135 106H136V105H135ZM241 106H242V105H241ZM241 106H240V107H241ZM254 106L256 107L257 104L254 105ZM262 106H263V105H262ZM122 107H123V106H122ZM243 107H241V108H243ZM257 107H258V106H257ZM124 108H125V107H124ZM232 108H233V107H231L230 110H234V109H232ZM241 108H240V109H241ZM244 108L242 109L243 112H244ZM240 109H239V111H240ZM247 110H248V111H247ZM256 110H257V109H256ZM258 110H259V109H258ZM260 110H261V109H260ZM125 111H126V110H125ZM263 111H264V109H263ZM228 112L231 113V111H228V110H227V111L225 110V112H224V111L222 112V113L224 114V120H225V117L227 118V116H228V114H229ZM233 112H234V111H233ZM256 112H258V111H256ZM215 113H216V112H214V114H215ZM234 113H235V112H234ZM250 113L252 114V116H254L255 111H254V113H252V112H250ZM250 113H248V115H250ZM223 114H220V115H221V118H222V115H223ZM231 114H232V113H231ZM235 114H236V113H235ZM235 114H233V115H235ZM239 114H240V116H242L240 112H239ZM262 114H264V113H262ZM220 115H219L218 117H216V118L221 119V118H220ZM225 115H226V116H225ZM233 115H232V117L229 115V117H231V118H230V119H231V122H230V119H229V118H227V119H229V120H226V122L223 121V123H224L225 125H223L222 130H223L224 127L226 126L227 121H229L230 123H232ZM237 115H238V112H237L236 116H237ZM243 115H244V114H243ZM210 116H211V115H210ZM240 116L238 115V118H239ZM244 116H246V115H244ZM252 116H251V119H253ZM255 116H256V115H255ZM263 116H264V115H263ZM257 117H258V116H257ZM240 118L242 119V117H240ZM243 118H245V117H243ZM246 118H247V117H246ZM246 118H245V119H246ZM258 118H261V117H258ZM219 119H218V120H219ZM241 119H240V121H241ZM247 119L250 120L249 117H248ZM256 119H257V118H256ZM214 120H216V119H214ZM214 120H213V122H212V121H211V122H212V123H214V122H219V121H217V120H216V121H214ZM248 120H247V121H248ZM233 121H234V118H233ZM250 121H251V120H250ZM255 121H256V120H255ZM200 122H201V120H200ZM211 122H210L209 124H211ZM244 122H246V121H244ZM252 122H254V120H253ZM256 122H257V121H256ZM258 122H259V120H258ZM221 123H222V122H220L219 125H220ZM248 123H250V122H248ZM198 124H199V123H198ZM214 124H215V123H214ZM228 124H229V123H228ZM228 124H227V125H228ZM243 124H244V123H243ZM212 125H213V124H212ZM216 125H217V123L214 125V127H215ZM219 125H218V126H219ZM230 125H231V124H230ZM232 125H233V124H232ZM240 125H242V124H240ZM240 125H237V126H234V125H233L231 128H232V129H235V130H238V129H239L238 127H242V128H243V126H240ZM244 125H245V124H244ZM196 126H197V125H196ZM220 126H221V125H220ZM220 126H219V127H220ZM246 126L249 127V126H251V125L248 124V125H246ZM254 126H255V125H254ZM205 127H206V125H205ZM208 127H209V126H208ZM208 127H207V128H208ZM210 127H212V126H210ZM210 127H209L207 130L211 129ZM247 127H246V129H244L245 131H247V129H249V128H247ZM255 127H256V126H255ZM190 128H191V127H190ZM231 128H229V129L231 130ZM214 129H216V128H214ZM214 129H213V130H214ZM217 129H218V128H217ZM217 129H216L215 131L217 132V131L220 130L219 132L221 133V127H220L218 130H217ZM205 130H206V128H205V129L203 128L201 134H198V135H199V136L202 135V134H203V131H205ZM239 130H241V129H239ZM261 131H262V130H261ZM207 132L209 133V135L215 134V132H212V131H211L212 133H210L209 131H206V133H207ZM199 133H200V131H199ZM206 133H205V135H206ZM208 133H207V135H208ZM256 133H257V132H256ZM194 134H195V133H194ZM194 134H192V135H194ZM203 135H204V134H203ZM203 135H202V136H203ZM257 135H258V134H257ZM194 136L197 137L196 134H195ZM194 136H193V137H194ZM199 136H198V137H199ZM216 136H218V135H216ZM187 137H188V136H187ZM189 137L191 138V136H189ZM210 137H211V136H210ZM258 137H260V135H259ZM179 138H180V137H179ZM208 138H209V136H208ZM236 138H239V139H240V137H236ZM184 139H185V138H184ZM186 139H188V138H186ZM248 140H249V139H246L245 141L247 142ZM259 140H260V139H259ZM259 140H256V141H259ZM200 141H201V140H200ZM202 141H203V140H202ZM249 141H250V140H249ZM249 141H248V142H249ZM252 141H253V140H252ZM252 141H250V142H252ZM262 141H263V140H262ZM192 142H193V141H192ZM203 142H204V141H203ZM209 142H211V141H209ZM209 142H208V140H207V144H209ZM230 142H231V141H230ZM233 142H234V141H233ZM263 142H264V141H263ZM176 143H177V141H176ZM236 143H237V142H236ZM240 143H241V142H240ZM242 143H243V142H242ZM258 143H259V142H258ZM245 144H247V143H245ZM252 144H253V143H252ZM261 144H262V142H261ZM263 145H264V144H263ZM190 146H191L192 148H191ZM190 146H189L190 149L188 148L190 152L187 151L188 154H186V153H187V152H186L185 154H183L184 156H182V157H184L185 160L187 159V161H188V159H189V161H188L187 164H188V166H189V164H190L191 167H192V164H193V161H192V160H195V158H196L195 156H193L192 153H194V151H196V150H197L196 152L198 153V149H197V148H199V147L202 148V147L199 146V145L197 144V145L195 146V148H196V147H197V148L195 149V148H194V145H193L192 143H191ZM225 146L227 147V145H225ZM248 146H249V145H248ZM220 147H221V146H220ZM230 147H231V145H230ZM245 147H246V146H245ZM251 147H252V145H251ZM255 147H256V146H255ZM257 147H258V146H257ZM257 147L255 148L256 150H257ZM259 147H260V143H259ZM259 147H258V148H259ZM200 148H199V149H200ZM261 148H264V147H261ZM202 149H203V148H202ZM202 149H200L199 152L201 151V153H202ZM226 149H228V148H226ZM231 149H232V148H231ZM231 149L229 148L228 151H229V150L231 151ZM234 149H236V148H234ZM240 149H241V148H240ZM251 149H252V148H251ZM259 149H260V148H259ZM186 150H187V149H185V151H186ZM180 151H181V150H180ZM205 151H206V149H205ZM230 151H229V152H230ZM233 151H234V150H233ZM233 151H231V152H233ZM235 151H236V150H235ZM238 151H239V150H238ZM258 151H259V150H258ZM261 151H262V149H261ZM261 151L259 152V155H260V156H261V154L263 155V153H261ZM263 151H264V150H263ZM174 152H177V151H174ZM191 152H192V153H191ZM196 152L194 153L195 155H196ZM203 152H204V150H203ZM209 152H210V150H209ZM215 152H216V151H215ZM215 152H214V153H215ZM221 152H223V151H221ZM225 152H227V150H226ZM244 152H245V151H244ZM247 152H248V150H247L245 153H247ZM249 152H250V150H249ZM204 153H205V152H204ZM238 153H241V152H238ZM242 153H243V152H242ZM242 153H241V154H242ZM252 153H253V152H252ZM256 153H257V151H256ZM256 153H255V154H256ZM173 154H174V153H173ZM175 154H176V153H175ZM178 154H179V153H178ZM199 154H200V153H199ZM224 154H225V153H224ZM229 154H231V155L233 156V153H229ZM176 155H177V154H176ZM188 155H189V157H188ZM191 155H192V156H191ZM201 155H204V154L202 153ZM201 155H200V156H201ZM205 155H206V153H205ZM205 155H204V156H205ZM215 155H218V154H215ZM234 155L236 156V155H238V154H237V153H236V154L234 153ZM243 155H245V154H243ZM243 155H241V159H242V156H243ZM247 155H248V154H247ZM247 155H246V156H247ZM256 155H258V154H256ZM256 155H254L255 157L253 156L255 160H256V157H257ZM180 156H181V155H180ZM197 156H198V154H197ZM200 156H198L197 158H200ZM220 156H221V155H220ZM220 156L218 155L217 158L220 157ZM222 156H223V155H222ZM222 156H221V157H222ZM226 156H227V155H226ZM229 156H230V155H229ZM263 156H264V155H263ZM174 157H175V156H174ZM191 157H195V158L193 159V158H191ZM233 157H234V156H233ZM237 157H238V156H237ZM253 157H252V158H253ZM179 158H180V157H179ZM197 158H196V159H197ZM202 158H204V157H203V156L201 157V161H200V163L203 161ZM213 158H216V157H213ZM226 158H228V157H226ZM229 158L233 159L231 156H230ZM229 158H228L227 160L225 159V161H227V162H226L227 164H228V162H229L228 160L231 161V162L229 163V168L232 167V168L234 169V167H235V168L238 169L239 171L242 170L241 168H244V167H242L243 165H242V166L240 165V168H239V166L237 167V165H239V164H234L235 166L233 167L232 161H233V163H234V162H235L234 160H236V159L234 158V160H231V159H229ZM243 158H244V156H243ZM258 158H261V157H258ZM263 158H264V157H263ZM263 158H261V159H263ZM175 159H176V157H175ZM177 159H178V157H177ZM180 159H181V158H180ZM191 159H192V160H191ZM205 159H206V158H205ZM205 159H204V160H205ZM209 159H210V158H209ZM220 159H224V157H223V158H218V160H220ZM241 159H240V160L237 159L236 161H240V162H241ZM261 159H260V162H261ZM183 160H184V159H183ZM197 160H198V159H197ZM210 160H211V159H210ZM213 160H214V159H212L211 161H213ZM216 160H217V159H215V161H216ZM218 160H217V161H218ZM250 160H251V159H250ZM187 161H186V162H187ZM191 161H192V163H191ZM195 161H196V160H195ZM217 161H216V162H217ZM221 161H222V160H221ZM245 161H246V159H245ZM245 161H244V162H245ZM247 161H248V160H247ZM257 161H258V160H257ZM263 161H264V159H263ZM263 161H262V162H263ZM204 162H205V161H204ZM244 162H243V163H244ZM254 162H255V161H254ZM262 162H261V163H262ZM194 163H195V162H194ZM196 163H197V161H196ZM207 163H209V162H207ZM222 163H223V162H222ZM226 163H225V164H226ZM235 163H236V162H235ZM247 163H248V162H247ZM258 163H259V161H258ZM258 163H257L258 166L254 163V164L257 166V168H254V165H253V164H252L253 166L251 165V166L255 169V171L253 170V168H252V169L249 168L248 170H246V168H245V169L242 170V171H245V170H246L247 173H248V171L253 170V175H254V172H256V173H255L256 175H254L253 178L251 177V175H250L249 173H248V174L250 175L251 179H254V177L257 176L258 167H260ZM219 164H220V163H219ZM230 164H231L232 166H231ZM248 164H249V163H248ZM180 165H181V164H180ZM201 165H203V166L206 167V165H204L203 163H202ZM216 165H217V166H216ZM216 165H215V167H217V172H218V174H220V173L223 174V173H225L226 171L229 170V168H228L226 171H224L225 169H224V170H221V169H220V171H224V172H220L218 169H219L220 167L222 168L223 165L220 166V167L218 166L217 163H216ZM182 166L184 167L183 163H182L181 166L178 165V168L181 167V169H182V168H183ZM203 166H202V169H203ZM224 166H225V165H224ZM244 166H245V165H244ZM193 167H194V166H193ZM213 167H214V166H213ZM218 167H219V168H218ZM246 167H247V166H246ZM249 167H250V166H249ZM185 168H186V167H185ZM188 168H190V167H188ZM209 168H210V166H208V170H209ZM226 168H227V167H226ZM232 168H231V169H232ZM263 168H264V167H263ZM202 169H201V170H202ZM214 169H215V168H214ZM222 169H223V168H222ZM256 169H257V170H256ZM186 170H187V169H186ZM203 170H205V168H204ZM203 170H202V173H203ZM206 170H207V167H206ZM206 170H205V171H206ZM215 170H216V169H215ZM259 170H260V169H259ZM261 170H262V169H261ZM176 171H177V170H176ZM183 171H184V170H183ZM187 171L190 172V174H191L193 170H189V169H188ZM205 171H204V172H205ZM210 171H211V169H210ZM230 171H231V170H230ZM236 171H237V170H236ZM242 171H241V172H242ZM262 171H263V170H262ZM177 172H179V171H177ZM177 172H175V173L177 174ZM185 172H186V171H185ZM185 172H184V173H185ZM208 172H209V171H208ZM219 172H220V173H219ZM228 172H229V171H228ZM228 172H226V173H228ZM182 173H183V172H182ZM194 173H195V172H193L192 174L194 175ZM226 173H225V174H226ZM230 173H231V172H230ZM233 173H234V172H233ZM233 173H231V175H233ZM237 173H238V172H237ZM245 173H246V172H245ZM247 173H246V175H248ZM250 173H251V172H250ZM263 173H264V172H263ZM158 174H159V173H158ZM173 174H174V173H173ZM188 174H189V173H188ZM192 174H191V175H192ZM205 174L207 175V174H209V173L205 172ZM216 174H217V173H216ZM218 174H217V175H218ZM242 174H243V173H242ZM170 175H172V174H170ZM177 175H179V174H177ZM183 175L185 176V174H183ZM223 175H224V174H223ZM223 175H221V176H223ZM226 175H227V174H226ZM238 175H239V174H238ZM238 175H237V176H238ZM260 175H262V174L260 173ZM260 175H258V177L256 178V181H257V182L253 180V181L255 182V183L253 182L255 186L252 185L253 183H251L252 186L249 185V186H250V187H249L250 189H248V190H250V192H251V190H253V191H252L253 195L256 194V191H255V190H256L257 188L259 189V188L261 187V188H260L261 190L264 189V186L262 187V184H261V182L264 181V178H263V179H261V178L264 177V176H260ZM263 175H264V174H263ZM181 176H182V174H181ZM186 176H187V175H186ZM213 176H214V175H213ZM224 176H225V175H224ZM235 176H236V175H233V179H232L231 181H233V180L235 181V180L237 179V178H236V179L234 178ZM240 176H241V175H239L238 177H240ZM242 176H243V175H242ZM259 176H260V177H259ZM164 177H165V176H164ZM172 177H173V176H171V178H172ZM204 177H205V176H204ZM204 177H203V178H204ZM218 177H219V175H218ZM218 177L216 176V178H218ZM226 177H227V180H228V177H229V176H226ZM226 177H224V178H226ZM231 177H232V176H231ZM231 177H230V178H231ZM245 177H246V176H245ZM245 177H244V178H245ZM126 178H127V177H126ZM166 178H167V176H166ZM184 178H186V177H184ZM193 178H194V176H193ZM193 178H192V179L190 178L191 181H192V183H191V184L189 183V184L187 185V187L189 186V188H188L189 191H190V189L193 187V185H195V184H193L194 181H195ZM203 178H202V179H203ZM209 178H210V177H209ZM247 178H249V177H247ZM247 178H246V179H247ZM259 178H260V179H259ZM122 179H123V178H122ZM190 179H189V180H190ZM210 179H211V178H210ZM210 179H209V180H210ZM213 179H214V178L212 177L211 180H213ZM219 179H220V177H219ZM219 179H215V180H217L218 182H220V181L222 180V178H221L220 181H219ZM249 179H250V178H249ZM257 179H259V180H257ZM193 180H194V181H193ZM196 180H198V179H196ZM199 180H201V179H199ZM211 180H210V182H208V184H209V183L211 184V182H212ZM223 180H225V179H223ZM227 180H226V181H227ZM237 180H238V179H237ZM237 180H236V181H237ZM241 180H245V179H243V177H241ZM247 180H248V179H247ZM247 180H246L245 182L242 181V183H246V184H247V182H249V180H248V181H247ZM125 181H126V180H125ZM171 181H172V180H171ZM186 181H188V180H186ZM186 181H185V182H186ZM236 181H235L234 183H233V182H232V183L235 184ZM238 181H239V180H238ZM251 181H252V180H251ZM259 181H260V182H259ZM173 182H174V181H173ZM189 182H190V181H189ZM198 182H199V181H198ZM223 182H224V181H223ZM228 182H230V181L228 180ZM240 182H241V181H240ZM175 183H176V182H175ZM213 183H215V182H212V185H213ZM216 183H217V182H216ZM216 183H215V184H216ZM221 183H222V182H221ZM237 183H238V182H237ZM257 183H258V184H257ZM263 183H264V182H263ZM161 184H162V183H161ZM161 184L158 183V186H159V185L161 186ZM177 184H179V183H177ZM218 184H219V183H218ZM226 184H227V182H226ZM260 184H261L260 187L257 186V185H260ZM170 185H171V186H170ZM196 185H197V183H196ZM200 185H202V184H200ZM205 185H206V184H205ZM205 185H204V186H205ZM216 185H217V184H216ZM221 185L224 186V183L221 184ZM221 185H220V187H222ZM230 185H231V183H230ZM237 185H238V184H237ZM241 185H243V184H241ZM172 186H173V184H169L168 187H171V189H172ZM174 186H176V184H174ZM174 186H173V190H172V191H174ZM178 186H180V185H178ZM178 186H176V189H177ZM191 186H192V187H191ZM198 186H199V185H198ZM227 186H228V185H227ZM238 186H239V185H238ZM256 186H257V188H256ZM180 187H181V186H180ZM184 187H185V186H184ZM202 187H203V185H202ZM202 187H201V188H202ZM206 187H207V186H206ZM210 187H211L210 190L212 189L211 192H210L212 195H210L211 198H208V197H207L208 200H209V199H213L212 197H214V196L216 197V195H218V197H219L220 194L215 193V192H216V189L214 190V188H215V187L220 188V187H219V186H214V187L210 186ZM228 187H229V186H228ZM236 187H237V186L234 185V187H230L229 189H231V188L234 189V188H236ZM239 187H241V186H239ZM242 187H243V186H242ZM254 187H255V188H254ZM159 188H160V187H159ZM194 188H195V187H193V189H194ZM198 188H199V187H197V189H198ZM262 188H263V189H262ZM160 189H161V188H160ZM160 189H159V190H160ZM179 189H180V188H179ZM181 189H182V188H181ZM181 189L179 190L180 192H181ZM193 189H191V191H192ZM197 189H196V190H197ZM204 189H205V188H204ZM204 189H201V191H202V190L204 191ZM227 189H228V188H226V190H227ZM239 189H241V188H239ZM239 189L237 190L238 193H239ZM242 189H243V188H242ZM245 189H246V188H244V190H245ZM258 189H257V190H258ZM161 190H162V189H161ZM168 190H170V189H168ZM207 190H208V189H207ZM218 190H219V189H218ZM218 190H217V192H218ZM224 190H225V189H224ZM224 190H223V191H224ZM226 190H225V191H226ZM235 190H236V189H235ZM244 190H243V191H244ZM182 191H183V190H182ZM201 191L198 192V193L201 194V193H202ZM205 191H206V190H205ZM205 191H204V192H205ZM213 191H215V192H213ZM220 191H221V190H219V192H220ZM243 191L241 190V192H243ZM160 192H161V191H160ZM192 192H194V191H192ZM192 192H190V193L192 194ZM204 192H203V193H204ZM206 192H207V191H206ZM206 192H205L204 194H206ZM234 192H235V191H234ZM237 192H236V194L234 193L235 196L237 195ZM245 192H246V190H245ZM247 192H248V193H247ZM247 192H246V195L249 194V191H247ZM254 192H255V194H254ZM261 192H262V191H261ZM263 192H264V190H263ZM263 192H262L261 194L264 196V193H263ZM177 193H178V192H177ZM198 193H197V194H198ZM220 193H221V192H220ZM225 193H226V192H225ZM257 193H258V195H260L259 191H258ZM193 194H195V193H193ZM193 194H192V196H193ZM200 194H198V195L201 197ZM221 194H222V193H221ZM223 194H224V193H223ZM226 194H227V193H226ZM244 194H245V193H244ZM244 194L242 195V194L240 193V197H242V196L244 197V196H245ZM250 194H251V193H250ZM175 195H176V194H175ZM177 195H180V194H177ZM181 195H182V194H181ZM198 195L195 194V196H193V199H194L195 197H197ZM230 195L232 196L231 192H230ZM258 195H257V196H258ZM182 196H183V195H182ZM186 196H187V195H186ZM206 196H209L208 193L206 194ZM206 196H205V197H206ZM210 196H209V197H210ZM227 196H229V194H228ZM231 196H230V197H231ZM237 196H239V195H237ZM200 197H199V198H200ZM218 197H217V198H218ZM221 197H223V196H221ZM191 198H192V197H191ZM244 198H245V197H244ZM253 198H254V196H253ZM256 198L259 199L260 196H259V197H256ZM193 199H192V200H193ZM196 199H198V197H197ZM200 199H201V198H200ZM202 199H203V198H202ZM215 199H216V198H214L212 201L214 202ZM221 199L223 200V198H221ZM230 199H232V198H230ZM237 199L239 200L240 198H237ZM237 199H236V201H237ZM242 199H243V198H242ZM261 199L263 200V197H262V196H261ZM261 199H260V202H259V203L262 205L263 202L261 201ZM188 200H189L190 202H192V203L194 202L195 205H193V204H191L190 206H189V204L186 205L187 202H188ZM188 200H186V202L184 201V202L186 203V204H184V205L187 206V208H188V209H185V211L188 210L187 213H186V212L184 213L185 216H187V214L190 215V217L192 216V215L190 214V213L192 212V210L190 209V210H191V211H190V210H189V207L200 205V206H201V210H200V208H199L198 211H197V207H196V210H195V211L193 210V211H194V215L198 212L200 216H201V214H202V218H203L205 212H204V213L202 212V208H204V207H205L207 204H209V203H207L206 205L204 204L205 206L203 205L204 207H202V201L199 200L200 202H198V200H195V199H194L197 203H201V204H197V203H195V201H192L190 198H189ZM227 200H228V199H227ZM234 200H235V198H234ZM240 200H241V199H240ZM253 200H254V199H253ZM179 201H180V200H179ZM182 201H183V200H182ZM205 201H206V198H205ZM212 201L209 200V202H211V205H214L213 207L216 209L217 207H215V206H217V204L215 205V202L213 203ZM218 201H219V200H218ZM225 201H226V200H225ZM263 201H264V200H263ZM184 202H182V203H184ZM190 202H188V203H190ZM216 202H217V201H216ZM219 202L221 203V201H219ZM219 202H217V203L219 204ZM230 202H231V201H230ZM230 202H227V203L229 204ZM248 202H249V203H248V207H249V206H252V205H251V204H252V203H251L252 201H251V200H250V201L248 200ZM172 203L174 204L173 199H172ZM182 203H181V204H182ZM203 203H204V202H203ZM212 203H213V204H212ZM225 203H226V202H225ZM236 203H237V202H236ZM250 203H251V204H250ZM253 203H255V202H253ZM259 203H257V205H258ZM173 204H172V205H173ZM196 204H197V205H196ZM228 204H224V205H223V203H222L221 205L225 206V205H228ZM237 204H238V203H237ZM242 204H244V202H243ZM242 204H241V205H242ZM245 204H246V202H245ZM245 204H244V205H245ZM249 204H250V205H249ZM174 205H175V204H174ZM209 205H210V204H209ZM235 205H236V204H234V206H235ZM255 205H256V203H255ZM255 205H253V206H255ZM257 205L254 207L255 209L258 208ZM261 205H258V206H260V208H264V207H263L264 204H263L262 206H261ZM177 206H178V205H177ZM180 206H181V208H182V205H180ZM185 206H184V207H185ZM200 206H199V207H200ZM223 206H220V204H219V208H220V207H223ZM239 206H240V205H239ZM246 206H247V204H246ZM228 207H229V206H228ZM228 207H227V209H228ZM231 207H233V206H231ZM171 208L173 209V208H176V207H171ZM177 208H180V207L178 206ZM185 208H186V207H185ZM205 208H207V211L209 210V209H208V206L205 207ZM211 208H212V207H211ZM219 208L216 209V210L219 211ZM237 208H239V207H237ZM249 208H250V207H249ZM251 208H252V207H251ZM192 209H193V207H192ZM220 209H221V208H220ZM222 209H226V208L224 207V208H222ZM222 209H221V211H222ZM252 209H253V208H252ZM180 210H181V209H180ZM211 210H212V211H211ZM211 210H210L211 212L214 211L213 209H211ZM234 210H235V209H234ZM234 210H233V212H234ZM247 210H248V209H247ZM247 210H246V211H247ZM250 210H251V209H250ZM258 210H259V212H260V209H259V208H258ZM262 210H263V212H264V209H262ZM200 211H201L202 213H201ZM205 211H206V209H205ZM218 211H217V212H218ZM237 211H238V210H237ZM244 211H245V210H244ZM246 211H245V212H246ZM223 212H226L227 216L230 214L229 212L227 213V211H224V210H223ZM241 212H242V208H241ZM247 212H248L247 215L249 216V217H247V219H246V217H244L243 219H241V218L239 217V218H240V220H238V222H239V223H238L239 226L236 225V226H238L239 228H238V227L236 228V227H235V224H234V225H233V224L231 225V226L235 227L237 230L239 229V231L236 230L237 234L234 233V231H233V233H232V231H230V228H231V230H232V227H230V228L228 229L229 232H231V235H234V234H235L236 236L239 235V236H238V237H239V240H238L237 237H236L237 239L235 238L236 240L239 241V243H240V244L238 243L239 245H242L243 240L245 239V237H246L247 234H248L249 237H251V238H252L253 236H255V238H256L257 235H258L257 238H258L259 236H261V234H260V233H261V232H260L261 229H260L259 232H258L257 228H259V225L262 224V223L260 224V222L262 221V219H264V214L262 213L263 215L260 214V215H261V216H260L259 213H257L258 211H257V210H254V213H255V214H254V213H252V214H254V215H255L256 217H258V218L263 217V218H261L260 220L258 219L259 221H257V219L254 220V219L256 218L254 215H253L254 217L252 218V217L250 216V215H252V214L249 213V211H247ZM247 212H246V213H247ZM250 212H252V211H250ZM261 212H262V211H261ZM261 212H260V213H261ZM179 213H180V211H179ZM192 213H193V212H192ZM207 213H208V212H206V214H207ZM213 213H215V214L213 215V217H214L215 215H218V213H220V212H218V213L216 214V211H214ZM237 213H238V212H237ZM239 213H240V212H239ZM256 213H257V214H256ZM210 214L212 215V213H210ZM243 214L246 215L244 212H243L241 215H243ZM249 214H250V215H249ZM154 215H155V213H154ZM182 215H183V213H182ZM194 215H193V216H194ZM197 215H198V214H197ZM197 215H195V216L198 217L199 215H198V216H197ZM223 215H225V213H223ZM223 215H222V213H221V216H223ZM230 215H231V214H230ZM235 215H236V213L234 214V216H235ZM238 215H239V214H238ZM241 215H239V216H241ZM258 215H259V216H258ZM193 216H192V217H193ZM231 216H232V215H231ZM180 217H181V216L179 215V218H180ZM182 217L184 218V216H182ZM188 217H189V216H187V217H185V218L187 219ZM190 217H189V218H190ZM208 217H209V216L207 215V219H210V218H211V217H210V218H208ZM225 217H226V216H225ZM204 218H206V216H205ZM218 218H219V219L221 218L220 215H219ZM218 218L215 216L213 219H215V220L217 219V220H218ZM222 218H223V217H222ZM231 218H232V217H231ZM248 218H249V219H253L254 221H257V222L253 223V221L251 220L252 222L250 221V224H249V219H248ZM186 219H185V220H186ZM194 219H195V218L193 217V220H194ZM200 219H201V217H199L197 220H199V222H200V221H201ZM223 219H224V218H223ZM229 219H230V218H229ZM235 219L237 220V218H235ZM245 219H246V220H245ZM164 220H165V219H164ZM179 220H180V219H179ZM185 220H184V221H185ZM188 220H189V219H188ZM193 220H191V218H190V221H191L193 224H194V223H195V224L197 223L196 225H198V226L195 225L197 231H199V229L202 228V227H201L202 225H204V229H201V230H205V229H207V230H209V231H213V230H211V229H213V228H210V226H209L208 223H207V224H208V226H209L210 229H209V228H205V224H202V222H201V225H199V223L197 222V220H196V222H195V221L193 222ZM225 220H227V219H225ZM173 221H174V220H173ZM181 221H182V220H181ZM186 221H187V220H186ZM190 221H189V222H190ZM202 221H204V222L206 223L208 220H206V219L203 220V219H202ZM220 221H221L220 223H222L223 225L227 223V222H226V223H223L222 220H220ZM228 221H229L228 223H230V220H228ZM243 221H248V223L245 222V223L243 224V223H242ZM179 222H180V221H179ZM182 222H183V221H182ZM189 222H188V227H189V224H190V225H191V228H189V229H191V231H192V229H195V228H193L194 225L191 224V223H189ZM209 222H211V220H210ZM213 222H214V220H213ZM224 222H225V221H224ZM258 222H259V223H258ZM211 223H212V222H211ZM214 223H215V224H214L215 226L213 225V227H215V228H216V227L219 228V226H222L221 228H223V225L218 224L219 221H217V224H218L219 226H217L216 222H214ZM228 223H227V224H228ZM231 223H232V222H231ZM233 223H234V222H233ZM235 223H237V222H235ZM263 223H264V221H263ZM176 224H177V222H176ZM180 224H181V222L179 223V225H180ZM207 224H206V227H207ZM227 224H226V225H227ZM247 224H248V226H247L248 228L246 227ZM192 225H193V227H192ZM226 225H224V226H226ZM199 226H200V227H199ZM229 226H230V224H229ZM244 226L247 228V229H246V233H245L246 235H244V233H243V231H242V227H244ZM263 226H264V224H263ZM181 227H182V226H181ZM197 227H199V228H197ZM245 227H244V228H245ZM175 228H177V227H175ZM215 228H214V231H217V230H215ZM225 228H226V227H224L223 229H220V228H219V229H220V230H224V231L226 232L227 230H225ZM227 228H228V227H227ZM244 228H243V229H244ZM173 229H174V226H173ZM173 229H172V230H173ZM189 229H188V230H189ZM219 229H218V231H219ZM263 229H264V227H263ZM175 230L178 231V229H175ZM175 230H174V231H175ZM233 230H234V229H233ZM256 230H257L258 233L256 232ZM195 231H196V230H195ZM195 231H193V233H194ZM197 231H196V232H197ZM209 231H207L208 233L205 231V232L207 233V235L204 234V236H202L203 233H204V232H202V231H200L202 234H201V233H198V232H197L198 234H195V233H194V234H193V233L191 234V232H190V234H191V237H190V238H193V236H195V235H196V237H197V235L200 236V234H201L200 238H201V237H202V238L205 237L206 241H207V240L209 241L208 243H210V242H212V243L215 242V245H216V243H219V242H216V241H218V239H220V237H221L222 235H221V236H218V238H217V235L214 236V234H216V233L218 234V231H217L216 233H215V232H210V233H209ZM247 231H248V232H247ZM262 231L264 232V230H262ZM178 232H179V231H178ZM225 232H224V233H225ZM238 232H239V233H238ZM244 232H245V229H244ZM174 233H175V234H174ZM174 233H172V234H174V235L176 236L177 233H176V232H174ZM179 233H181V232H179ZM224 233H223V234H224ZM227 233H228V232H227ZM227 233H226V235H227ZM190 234H189V235H190ZM220 234H221V233H220V231H219V234H218V235H220ZM229 234H230V233H229ZM229 234H228V235H229ZM254 234H256V235H254ZM259 234H260V235H259ZM192 235H193V236H192ZM182 236H183V235L181 234V237H182ZM183 237H184V236H183ZM232 237H233V236H231V239H232ZM243 237H244V238H243ZM188 238H189V237H188ZM200 238L198 237L197 240H199V241L195 242V244H197V243L199 242V243H198L199 246L197 245L196 247H195V244L193 243L194 241L191 242L192 240H190L191 243H190V242H187L188 244H194V247H193L192 245L189 246L190 251H191V252H189V253L192 254L191 256H193V257H190V254L188 253V249L186 248V249H187V253L189 254V256H188V255H187V256L193 259V260L191 259V260L189 261L188 258H186L185 260H186V261L188 260L189 263L192 261V262H194V264H195V261H194L195 259H194V258H196L197 256H198V258H199V257H201V255L203 256V253H204V252L202 253L203 250L205 251V253H204V256H205V257H206L205 254H207L210 250L212 251V252H209V253H211L210 255H207V256L209 257V256L213 255V254H212V253H213V250H215L214 247L218 248L217 245H216V246L214 245V247H213L214 249L209 248V247H212V246H211L212 243H211V245H210V244H208V243L205 242V244H206L205 246L209 245V247L207 246V249H206L207 252H206L205 249H203V250L201 251L202 254L199 256V254H198L199 251H200L199 249H202V248H203L202 246H204V245H203L204 243L202 244V246L200 245V243L203 242V241L205 240V239L203 238L204 240L202 239V241H201ZM215 238H216L217 240H216ZM257 238H256V239H257ZM262 238H263V237H262ZM182 239H183V238H182ZM223 239H224V238H223ZM229 239H230V238H228V240H227V236H226V239H224V240H226V241H225L226 244L224 243V245H227L228 243L231 242V241H230V242L227 243V241H229ZM231 239H230V240H231ZM246 239H247V237H246ZM246 239H245V240H246ZM183 240H184V239H183ZM193 240H194V239H193ZM195 240H196V239H195ZM220 240H221V239H220ZM224 240H223V242H224ZM251 241H253V239H252ZM245 242H246V241H245ZM258 242H259V241H258ZM250 243H251V242H250ZM246 244H248V243H246ZM230 245H231V244H230ZM205 246H204V248H206ZM218 246H219V245H218ZM197 247H199V248L197 249ZM201 247H202V248H201ZM220 247H221V246H220ZM220 247H219V249H220ZM192 248L195 249L196 253L198 254L197 256L195 255L194 250H193ZM186 249H183V250H186ZM209 249H210V250H209ZM219 249H216L215 251H217V250L219 251ZM222 249H223V248H222ZM222 249H221V250H222ZM183 250H181V252H182ZM197 250H199V251L197 252ZM208 250H209V251H208ZM173 251H174V250H173ZM179 251H180V250H179ZM215 251H214V252H215ZM224 251H225V249H224ZM241 251H242V250H241ZM241 251H239V256H240L239 258H240V261L243 259V264H244V260H245V259H244V256H245V255H244V252H243V251L241 252ZM176 252H177V251H176ZM219 252H220V251H219ZM226 252H227V251H226ZM240 252H241V253H240ZM173 253H174V252H173ZM185 253H186V251H185ZM193 253H194V255H195L196 257H194ZM209 253H208V254H209ZM179 254H180V253H179ZM181 254H182V253H181ZM216 254L218 255V252H217ZM220 254H221V253H219V256H220ZM224 254H225V253H224ZM222 255H223V253H222ZM222 255H221V256H222ZM179 256H180V255H179ZM204 256H203V258H204ZM221 256H220V257H221ZM224 256H225V255H224ZM236 256H237V255H236ZM249 256H250V255H249ZM259 256H260V255H259ZM182 257H183V256H182ZM215 257H216V258L214 259V261H213V257H212L211 264H215V260H216V259H218V260L220 259V257H218V258H217V256H215ZM203 258H202V259H203ZM206 258H207V257H206ZM229 258H231V261H232V259H233L234 257L232 258V256H229ZM229 258L227 259L228 261H229ZM176 259H177V258H175V260H176ZM199 259H200V258H199ZM202 259H200V260H202ZM225 259H226V258H225ZM236 259H237V258H236ZM180 260H181V259H180ZM200 260H196V262H197V261L199 262ZM209 260H210V259H209ZM227 260H224V261H227ZM247 260H249V259H247ZM204 261H205V260H204ZM212 261H213L214 263H213ZM237 261L239 262V259L236 260V263H235V262H234V263H235V264H240V263H238ZM263 261H264V258H263ZM263 261H262V259H261L260 262L263 263ZM173 262H174V261H173ZM176 262H178V260H176ZM181 262H182V260H181ZM192 262H191V263H192ZM198 262H197V263H198ZM200 262H201V261H200ZM207 262H209V261H207ZM218 262H219V261H218ZM218 262H216V263L218 264ZM182 263H183V262H182ZM222 263H223V262H222ZM227 263H228V262H227ZM234 263H232V264H234ZM241 263H242V262H241ZM246 263H247V261H246ZM249 263H250V261H249ZM249 263H248V264H249ZM175 264H177V263H175ZM178 264H179V263H178ZM183 264H184V263H183ZM185 264H186V263H185ZM220 264H221V261H220ZM223 264H224V263H223ZM229 264H231L230 261H229ZM250 264H251V263H250ZM259 264H260V263H259Z\"/></svg>",
	"mask_w": 264,
	"mask_h": 264
}]
</instances>
